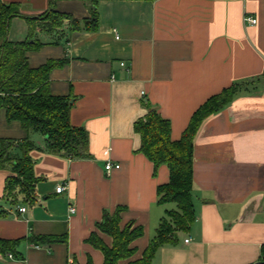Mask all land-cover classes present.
Instances as JSON below:
<instances>
[{"label":"crops","instance_id":"0c3cea01","mask_svg":"<svg viewBox=\"0 0 264 264\" xmlns=\"http://www.w3.org/2000/svg\"><path fill=\"white\" fill-rule=\"evenodd\" d=\"M25 16L52 7L79 20L97 10L96 31L38 33L43 43L27 53L30 67L63 60L50 71L53 95L73 98L70 122L89 134L90 157L70 159L45 151V137L8 121L0 109V146L15 140L35 147L36 202L5 197L10 166L0 169V239L16 240L0 264H104L93 233L106 213L122 207L120 227H143L131 247L140 259L171 204L158 203V186L170 179L163 164L139 152L135 122L149 100L171 122L179 140L194 112L233 84V101L210 116L194 143L192 199L195 221L177 245L158 249L152 264H253L264 245V0H3ZM250 15L256 24L244 22ZM25 18L12 19L11 41L28 37ZM119 36V38H116ZM124 65H123V64ZM109 150L105 155L104 151ZM108 162L119 168L106 169ZM64 186L61 192L57 187ZM26 207L25 212L19 208ZM74 208L75 211H71ZM66 236V241L40 237ZM189 239L186 243L185 240Z\"/></svg>","mask_w":264,"mask_h":264},{"label":"trees","instance_id":"16d2710c","mask_svg":"<svg viewBox=\"0 0 264 264\" xmlns=\"http://www.w3.org/2000/svg\"><path fill=\"white\" fill-rule=\"evenodd\" d=\"M55 2L52 0V6ZM15 17L25 18L29 25V34L25 40L8 39L10 24ZM98 20L94 8L91 17L84 20L69 13L58 12L53 7L39 17H29L21 12L20 3L0 0V109H5L8 121L17 120L28 131L44 135L45 151L50 154L70 159L89 158V134L83 127L73 126L70 122L71 101L74 99L50 92V71L61 66L64 61L50 59L40 67L32 68L27 53L43 45L36 37L38 33L59 34L66 27L73 32L96 31ZM239 87V84H233L203 103L192 115L179 140L172 139L170 120L162 117L149 100L142 99L147 113L134 124L135 131L141 136L139 152L154 163V174L160 165L168 166L170 179L168 183L158 186L157 201L175 206L167 210L143 256L127 264H152L159 248L177 245L178 233L187 232L192 226L195 221L192 189L196 137L210 116L233 101ZM17 142L21 151L17 156L10 155L15 140H3L0 146V169L10 166L12 172L6 179L4 196L8 198L20 194L23 201L35 203V187L39 178L35 176V161L30 156L35 145L30 140ZM122 210V207H118L114 214L106 213L98 225L100 231L113 238L111 247L97 233L88 239L103 252L104 264H118L120 260L130 258L135 252L131 243L143 235L142 226L132 228L128 224L124 228L120 227ZM39 240L60 242L66 241V236L40 237ZM17 243L16 240L0 239V253L14 250ZM260 260L264 261V245ZM87 264L94 263L89 260Z\"/></svg>","mask_w":264,"mask_h":264},{"label":"built area","instance_id":"2783aa9c","mask_svg":"<svg viewBox=\"0 0 264 264\" xmlns=\"http://www.w3.org/2000/svg\"><path fill=\"white\" fill-rule=\"evenodd\" d=\"M244 22H245V23H248V24H256V23H257V19H256L255 17L250 16V15H246V16L244 17ZM116 38H119V36H117ZM122 64H123V63H122ZM123 65H124V64H123ZM104 154H105V155H108V154H109V150H108V149L105 150V151H104ZM119 167H120V164H116V165H114V164L111 163V162H108V163L106 164V169H107V171H109V170H111V169H113V168H119ZM63 189H65V187L61 185V186L57 187L56 190H57V192H61ZM19 210H20L21 212H25V211H26V207L19 208ZM71 211H75V209L72 208ZM185 242L188 243V242H189V239H186Z\"/></svg>","mask_w":264,"mask_h":264},{"label":"water","instance_id":"95a60500","mask_svg":"<svg viewBox=\"0 0 264 264\" xmlns=\"http://www.w3.org/2000/svg\"><path fill=\"white\" fill-rule=\"evenodd\" d=\"M71 102H72V101H71ZM253 264H264V261L260 260V261H257V262H255V263H253Z\"/></svg>","mask_w":264,"mask_h":264},{"label":"rangeland","instance_id":"374dc122","mask_svg":"<svg viewBox=\"0 0 264 264\" xmlns=\"http://www.w3.org/2000/svg\"><path fill=\"white\" fill-rule=\"evenodd\" d=\"M175 205L174 204H171V207H174Z\"/></svg>","mask_w":264,"mask_h":264}]
</instances>
